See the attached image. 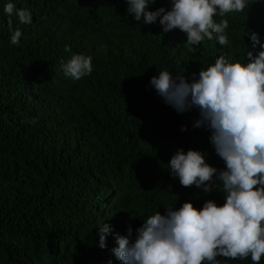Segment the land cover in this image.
<instances>
[{"label":"trees","instance_id":"16d2710c","mask_svg":"<svg viewBox=\"0 0 264 264\" xmlns=\"http://www.w3.org/2000/svg\"><path fill=\"white\" fill-rule=\"evenodd\" d=\"M26 9L32 23L4 12ZM127 0H0V264H122L116 236L131 240L158 211L185 202L202 209L226 202L227 170L207 127H195L200 110L167 104L151 78L167 70L191 83L221 55L248 62L255 32L264 44V0H247L228 20V45L205 38L187 43L180 29L163 31L134 19ZM171 10L155 0L148 11ZM16 29L19 44H11ZM69 47L71 51H65ZM92 57L80 80L64 74L73 55ZM35 121V123H33ZM183 127V130H181ZM199 151L217 169L213 189L182 186L170 161L179 151ZM111 233L99 246V224ZM220 264H253L251 257L216 258ZM260 264H264V257Z\"/></svg>","mask_w":264,"mask_h":264},{"label":"clouds","instance_id":"9594fccd","mask_svg":"<svg viewBox=\"0 0 264 264\" xmlns=\"http://www.w3.org/2000/svg\"><path fill=\"white\" fill-rule=\"evenodd\" d=\"M127 3V11L136 21L143 18L145 24H153L159 18L164 32L180 29L191 45L205 38L212 40L214 34L220 45H228V20L217 23L214 17L242 12L247 6V0H172L171 10L161 7L148 11L155 0ZM4 12L10 29L14 12L22 24L32 23L31 13L17 9L14 3H7ZM245 34L250 35L252 49L258 45L262 49L256 55L247 51L248 62L233 63L221 55L191 83L167 70L159 71L150 81L177 112L193 107L200 110L194 126L211 131L210 141L226 163L227 170L217 177L227 194L226 202L217 206L208 201L199 210L185 202L179 210L168 208L164 215L158 211L136 230L134 242L131 227L127 236L117 234L118 247L112 251L122 264H220L218 256H250L253 264H260L264 257V44L257 33ZM21 35L16 29L11 44H19ZM65 51L71 49L66 47ZM62 67L66 76L80 80L92 73V57L75 54ZM170 166L182 186L212 191L213 185L206 182L212 181L217 169L209 166L199 151L185 154L179 150ZM98 226L99 246L105 248L112 230L107 223Z\"/></svg>","mask_w":264,"mask_h":264}]
</instances>
